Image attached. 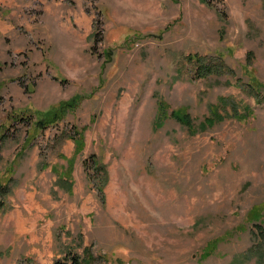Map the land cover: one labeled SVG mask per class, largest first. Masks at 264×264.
<instances>
[{
  "label": "rangeland",
  "instance_id": "374dc122",
  "mask_svg": "<svg viewBox=\"0 0 264 264\" xmlns=\"http://www.w3.org/2000/svg\"><path fill=\"white\" fill-rule=\"evenodd\" d=\"M0 186V264H264V0H0Z\"/></svg>",
  "mask_w": 264,
  "mask_h": 264
},
{
  "label": "trees",
  "instance_id": "16d2710c",
  "mask_svg": "<svg viewBox=\"0 0 264 264\" xmlns=\"http://www.w3.org/2000/svg\"><path fill=\"white\" fill-rule=\"evenodd\" d=\"M188 59L190 61V64L192 65L194 73H195L193 78L196 80L198 78H206L207 79L213 75L219 76V75L224 73L222 64L212 63V62L211 63L204 62V59L198 57V55L189 56ZM246 114L248 116H251L253 113H251L250 110H246ZM178 115H179L178 113L177 114L175 113V116H178ZM216 117H219V115L217 114V112L215 110H212V117L210 116L209 118H207V120H206L207 123H205V126L206 125L207 126L212 125L213 123H215V121H219L220 119H222L221 117H219L220 119L214 120V118H216ZM190 118L191 117L188 114H184V116H181V118H179V120L181 121L182 124H186L187 126L190 127V125L192 124ZM4 189H5L4 187L0 188V190H4ZM4 205H5V202L3 199H1L0 200V209L3 208L2 206H4ZM56 264H84V262H81L78 257L74 256L72 258V261H70L69 263L57 262ZM86 264H90V263H86Z\"/></svg>",
  "mask_w": 264,
  "mask_h": 264
}]
</instances>
